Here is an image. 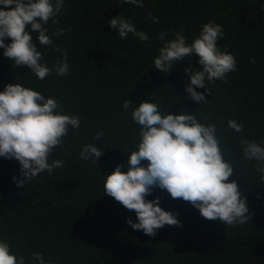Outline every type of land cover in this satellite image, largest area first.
Wrapping results in <instances>:
<instances>
[{
  "label": "trees",
  "instance_id": "16d2710c",
  "mask_svg": "<svg viewBox=\"0 0 264 264\" xmlns=\"http://www.w3.org/2000/svg\"><path fill=\"white\" fill-rule=\"evenodd\" d=\"M121 13L150 39L141 42L131 34L120 39L107 21ZM58 19L59 25L49 22L47 27L49 33L66 30L53 40L67 51L68 75L53 72L39 80L0 49V91L18 82L55 96L63 113L79 115L81 125L69 128L51 153L64 166L24 187L13 181L20 178V163L0 157V239L24 255L26 264L32 253H42L51 264H264V177L254 160L244 159L241 144V139L264 143V0H144V7L120 0H66ZM209 21L223 26L218 47L235 56L237 70L206 85L210 102L203 104L185 90L190 79L184 70L191 66L195 71L198 56L186 57L170 73L155 69L153 59L162 46L161 32L168 33L166 39L182 32L190 43ZM38 47L49 67L62 59L55 47ZM126 99L133 102L127 112L122 107ZM145 99L167 113L194 111L202 123L217 125L224 156L236 171L229 180L246 197L250 220L235 227L208 220L190 202L157 187L147 199L159 197L179 225H165L155 236L132 229L127 221L138 222L135 210L103 193V175L118 165L127 171L128 153L139 140L131 111ZM231 119L243 125L242 132L228 128ZM88 143L105 151L97 163L80 158Z\"/></svg>",
  "mask_w": 264,
  "mask_h": 264
},
{
  "label": "clouds",
  "instance_id": "9594fccd",
  "mask_svg": "<svg viewBox=\"0 0 264 264\" xmlns=\"http://www.w3.org/2000/svg\"><path fill=\"white\" fill-rule=\"evenodd\" d=\"M65 3L66 0H0V49H4V57L15 66H27L39 80H45L53 72L67 76L70 71L67 51L56 47L53 40L66 30L57 28L49 33L47 27L49 22L59 25L58 17ZM120 3L144 7V0H120ZM148 19L159 22L151 14ZM107 23L120 39H127L129 34L141 42L150 39L122 13ZM34 34H37L35 42ZM167 36V32L159 34L162 46L153 59L154 68L170 73L186 57L198 56L199 67L195 71L191 66L184 70L190 79L185 90L193 101L209 103L206 94H210V89L206 85L226 80L228 73L237 70L235 56L218 47V40L224 36L223 26L215 21L203 24L199 35L190 43L182 32H176L174 39H166ZM9 38L11 42L6 43ZM38 46L55 47L62 59L49 67ZM198 88L205 91L198 92ZM131 104L129 99L123 102L125 112ZM136 105L131 119L139 126V140L136 149L128 153V169L123 171V165H118L113 172L103 175V193L128 210H135L138 222L131 218L127 221L132 229L155 236L165 225H179L177 216L160 206L159 197L147 199L157 187L166 190L172 198L190 202L208 220L233 227L250 220L246 197L237 182L229 180L235 169L224 156L217 125L202 123L194 111L167 113L149 99ZM80 125L79 115L63 113L59 98L18 82L6 85L0 91V157L14 158L20 163V178L13 177L17 187L31 183L41 173L51 175L55 169L62 168L64 161L52 158L51 153L62 145L69 128L78 129ZM227 125L236 133L243 131V125L235 119ZM102 136V131L97 132L94 139L99 141ZM241 144L244 159L254 160L256 171L264 177V143L241 139ZM104 152L96 144L88 143L79 155L82 160L97 163ZM0 264H26V259L13 251L9 242L0 239ZM31 264L51 262L42 253H32Z\"/></svg>",
  "mask_w": 264,
  "mask_h": 264
}]
</instances>
